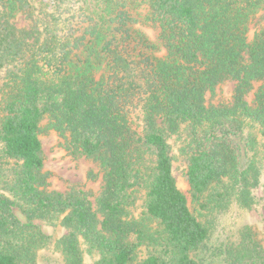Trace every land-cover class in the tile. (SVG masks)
<instances>
[{
  "label": "trees",
  "instance_id": "obj_1",
  "mask_svg": "<svg viewBox=\"0 0 264 264\" xmlns=\"http://www.w3.org/2000/svg\"><path fill=\"white\" fill-rule=\"evenodd\" d=\"M104 2L101 15L30 14L35 25L21 29L13 20L29 1L0 0L1 157L15 161L0 192V264H33L47 239L34 221L59 219L69 230L58 241L66 264H84L83 245L102 255L99 264H134L155 241L151 224L170 251L137 264H198L209 229L178 186L168 143L183 128L193 201L216 210L254 203L264 170V0ZM228 82L231 103L208 104ZM46 116L50 129L69 134L73 157L102 169L95 203L82 190H49ZM216 185L222 192L207 196ZM136 187L147 191L142 219L133 215ZM232 256L264 264L252 228Z\"/></svg>",
  "mask_w": 264,
  "mask_h": 264
},
{
  "label": "rangeland",
  "instance_id": "obj_2",
  "mask_svg": "<svg viewBox=\"0 0 264 264\" xmlns=\"http://www.w3.org/2000/svg\"><path fill=\"white\" fill-rule=\"evenodd\" d=\"M30 8L27 13H21L13 20L14 24L21 29H30L34 19L29 18L32 14L35 19H40L46 14H62L64 17H71L75 14L93 12L104 14V0H27ZM150 35H155L151 28H145ZM252 38V36H251ZM1 84V79H0ZM1 87V85H0ZM235 83L228 82L219 85L214 93L207 94L208 104L215 106L230 104L233 97ZM252 95L249 100H252ZM2 93L0 90V107ZM51 120L46 116L41 123V141L45 155L44 171L50 174L49 190L66 193L71 189L82 190L90 195V200L95 203L103 188V172L99 164L86 159L85 157L75 158L67 150V138L69 134L61 136L57 131L50 129ZM188 131L183 128L177 135L168 137L171 146V154L174 159V175L179 188L186 195L192 212L209 229V238L205 247L194 259L198 264H236L232 253L238 247L243 231L246 227L253 229L256 240L264 245V170L261 174L260 183L253 190L254 203L251 208L241 207L235 200L229 203L228 207L223 206L222 210L214 209V203L209 201V208L206 209L199 202L193 201L190 188L185 179V164L183 150L188 146ZM0 144V192H4L5 181L11 176V169L15 161L1 159ZM222 188V187H221ZM216 185L208 192L214 196L221 191ZM146 189L135 188L132 195L135 199L133 215L135 218L144 217L146 200ZM209 196V197H210ZM202 201V200H201ZM17 216L25 221V217L19 209L15 210ZM41 232L46 236L45 244L34 251L36 261L33 264H66L64 253L58 245V241L69 234V230L62 226L61 219L50 222L35 220ZM150 234L154 242L148 243L138 250L134 264H137L150 256L166 257L170 249L165 245L162 230L156 225H150ZM84 252V264H99L102 255L87 245L82 246Z\"/></svg>",
  "mask_w": 264,
  "mask_h": 264
}]
</instances>
